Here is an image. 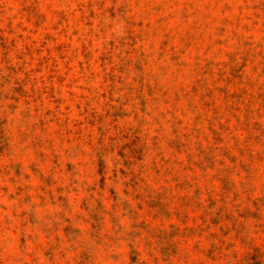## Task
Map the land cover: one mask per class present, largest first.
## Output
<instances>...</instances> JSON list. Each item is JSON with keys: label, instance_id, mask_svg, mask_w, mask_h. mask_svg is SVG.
Listing matches in <instances>:
<instances>
[{"label": "rangeland", "instance_id": "374dc122", "mask_svg": "<svg viewBox=\"0 0 264 264\" xmlns=\"http://www.w3.org/2000/svg\"><path fill=\"white\" fill-rule=\"evenodd\" d=\"M0 264H264V0H0Z\"/></svg>", "mask_w": 264, "mask_h": 264}]
</instances>
